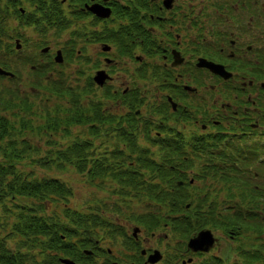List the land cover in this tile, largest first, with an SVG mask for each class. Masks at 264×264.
<instances>
[{
	"label": "flooded vegetation",
	"instance_id": "flooded-vegetation-1",
	"mask_svg": "<svg viewBox=\"0 0 264 264\" xmlns=\"http://www.w3.org/2000/svg\"><path fill=\"white\" fill-rule=\"evenodd\" d=\"M1 10L10 45L2 67L40 72L54 79V90L68 92L64 101L75 112L87 109L88 122L74 126L75 137L91 141L86 173L107 162L109 171L138 178L153 171L142 162L171 156L178 163L171 168L198 186L194 196L207 215L221 219L234 213L242 172L264 219V0H0ZM195 152L200 157L187 166ZM99 194L87 202L103 199L122 211L136 203L116 191ZM104 218L128 238L94 240L98 264H144L155 249L166 259L160 233L149 239L115 213ZM213 233L218 246L186 248L181 261L194 264L225 246ZM228 239L242 260L239 236Z\"/></svg>",
	"mask_w": 264,
	"mask_h": 264
},
{
	"label": "trees",
	"instance_id": "trees-1",
	"mask_svg": "<svg viewBox=\"0 0 264 264\" xmlns=\"http://www.w3.org/2000/svg\"><path fill=\"white\" fill-rule=\"evenodd\" d=\"M3 12L0 67L10 46L4 42L9 37L5 28L8 12L0 11ZM13 73L14 78L0 75V264H63V259L77 264H98L93 259L94 240L113 238L115 243L119 235L128 238L125 231H118L104 218L108 209L106 200L74 204L69 181L52 172L81 173L83 184L99 192L132 195L136 203L123 205L126 211L111 206L113 213L123 224L139 227L149 239L160 233L167 249L164 264L181 263L187 240L201 230L222 235L224 257L207 255L194 264H264V219L257 215L260 213L259 202L255 200L257 190L241 179L242 172L237 195H231V189L223 190L231 195L234 213L217 217L221 219L207 215L204 203L194 196L199 195L198 186L180 178L179 172L171 168L178 164L171 156L163 155L159 161L146 156L150 160L142 163L153 171L138 178H128L130 170L109 171L107 162L86 173L89 156L85 153L91 149V141L75 137L74 126L88 122L83 117L87 109L84 107L80 114L75 112L64 101L68 92L54 90V79L50 81L40 72H29L27 77L18 71ZM37 101L42 111L35 109ZM191 156L187 166L200 157L198 152ZM111 178L116 179L115 183ZM178 179L185 181L183 187L176 185ZM214 210L211 211H221ZM233 235L239 236L241 243L240 263L235 261L228 239ZM216 238L215 247L220 239ZM84 250L92 253L85 255Z\"/></svg>",
	"mask_w": 264,
	"mask_h": 264
},
{
	"label": "water",
	"instance_id": "water-1",
	"mask_svg": "<svg viewBox=\"0 0 264 264\" xmlns=\"http://www.w3.org/2000/svg\"><path fill=\"white\" fill-rule=\"evenodd\" d=\"M0 75L13 77V74L0 67ZM135 232L139 231V227L133 229ZM218 238H216L211 230H201L197 235L190 238L187 243V247L193 252L209 253L211 249L217 244ZM83 253L90 255V250H84ZM145 253V250L142 251ZM163 259V254L160 250H154L147 258L144 264H156ZM192 260L189 259L188 262ZM63 264H77L74 260L63 259ZM185 263V261L183 262Z\"/></svg>",
	"mask_w": 264,
	"mask_h": 264
},
{
	"label": "rangeland",
	"instance_id": "rangeland-1",
	"mask_svg": "<svg viewBox=\"0 0 264 264\" xmlns=\"http://www.w3.org/2000/svg\"><path fill=\"white\" fill-rule=\"evenodd\" d=\"M25 77H27V74H25ZM38 106L35 107V109L37 111H42L43 108L41 107V104L38 103ZM53 175L55 176H62L64 179H67L69 181V186H74V189L76 190V195H77V204H85L87 201L91 200L93 198V196L102 198L103 196L101 194H99V191L93 190L92 188H90L89 186H82L83 181L81 179H77L76 176L74 175H63L60 172H52ZM107 194H104V196H106ZM107 213L106 215H110L111 213H113V210L111 208V206H107ZM225 245V243H224ZM225 251V246L222 245V248L220 250H218V252H214L213 255H223ZM239 262V261H237Z\"/></svg>",
	"mask_w": 264,
	"mask_h": 264
}]
</instances>
